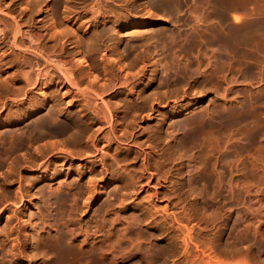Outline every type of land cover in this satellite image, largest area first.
I'll return each instance as SVG.
<instances>
[{
	"label": "rangeland",
	"instance_id": "obj_1",
	"mask_svg": "<svg viewBox=\"0 0 264 264\" xmlns=\"http://www.w3.org/2000/svg\"><path fill=\"white\" fill-rule=\"evenodd\" d=\"M95 1L0 0V29L8 23L11 31L17 25L25 31L21 11L38 20L54 2L70 16L64 25L77 28L74 18L91 16ZM136 4L134 10L106 7L111 20L101 23L115 37L105 51L110 60L125 53L121 62L125 68L134 63L129 71L136 72L150 49L158 62L122 95L109 89L103 97L139 102L141 88L155 98L152 115L142 111L138 127L130 126L133 140L110 148L100 140L98 148L104 147L90 150L97 157L85 156L86 148L66 159L37 155L34 145L49 138L33 143L28 126L52 108L51 95L64 107L51 126L61 130L71 120L68 112H79L78 102L66 106L71 95L63 97L61 86L2 88L0 264H264V0ZM118 16L127 20L113 21ZM9 50L0 47V55ZM17 51L0 58V79L17 68ZM94 64L103 82L101 64ZM117 122L113 114L105 125ZM157 127V140H147L149 128ZM67 134L51 139L61 142ZM91 185L96 199L87 191ZM100 202L109 207L104 230L91 227L94 234L86 236L78 223L85 224Z\"/></svg>",
	"mask_w": 264,
	"mask_h": 264
},
{
	"label": "bare ground",
	"instance_id": "obj_2",
	"mask_svg": "<svg viewBox=\"0 0 264 264\" xmlns=\"http://www.w3.org/2000/svg\"><path fill=\"white\" fill-rule=\"evenodd\" d=\"M94 4L96 7L92 10L91 16L86 20L80 21V17L78 16L74 18L72 23H78L77 28L64 25L65 22L69 20L70 16L67 14L61 15L59 13L58 3L54 2L52 8L49 9L50 12L46 13V15L38 20H34L30 11H21L25 17L24 23L29 29L24 31L21 26L17 25L16 28L11 31L8 27V23L3 24L4 27L0 29V47L7 46L10 48L8 52L2 51L0 58L3 59L7 55L13 54L16 50L22 55L19 59H12L14 64L17 65V68L14 71H11L9 75L0 79V94L2 88L10 89L12 92L20 90L27 92L30 88L26 87L31 85V83L36 85L41 83L43 87H49L52 85L66 87L62 92V96L68 97L71 95L70 100H67L66 106H72L76 101L78 102L77 105H79V112H77V115H72L71 111L68 112V114H71V120L67 123H62V126L64 127L63 130L58 129L57 127H51L54 124H59L58 117L64 112V107L61 106V99L53 94L51 95V98L54 101L52 108L50 107L47 109L46 113L40 115L35 122L28 126L32 127L30 129V135L34 137L33 140L35 141H32L33 143L36 144L38 140L47 137L49 138L44 142H38L34 145L33 152L37 155L41 156L45 154L51 157L56 153V157H65L66 159L73 157L74 154L79 155L82 152L83 154L86 153V148L89 152H87L85 156L88 155V153H91L92 156L97 157L94 153V155L92 154L93 150H90L92 148L94 150L102 149L104 145L103 147L99 146L98 148V142L100 140L106 142V148H110L113 143H118L121 139L127 140L131 138V140H133L135 132H130L129 129L131 128L134 130L135 127H130L132 124L134 126L139 125L138 118L140 112H146L148 109L150 112L147 111L148 113L144 114V116H147L148 118L153 113L156 100L152 97V94L143 96L141 88H139L138 92V95L142 96L139 102L120 98L121 102L118 103L103 98L104 94L110 95L106 92L109 89H112L113 91L111 96L122 95L128 85L138 77L137 75L140 71H142V76L146 74V71H156L155 67L158 62L153 60L154 55L148 48V51H146L147 54H142L144 64L140 69L137 71L135 70L136 72L129 71L130 67L132 69L135 65L134 63L130 62V65L125 68L126 65L121 62L123 57H121V55L126 57L125 53L122 54L121 52L117 55V58H111V60L105 53L109 46L108 42L115 38L109 33V29L106 26H101L102 22L111 20L110 15L106 14L105 8L124 7L129 10H134L137 6L136 0H96ZM40 10L42 9H38V11ZM47 10L48 9H46V11ZM99 15L102 16V19H97ZM117 20L124 22L127 18H121L120 16L113 18V21ZM80 24H85L82 31H78ZM91 26L93 28L90 31ZM88 31H90V35L86 40L84 39V32ZM74 47H77L78 50L74 51ZM101 51L104 52L101 53ZM145 60H150V62H146ZM95 61H98L99 64H101V68H99L103 72L102 75L106 76L103 82L100 81V78L102 77H100L99 74H94V71H92L95 67L97 70L98 63L97 65H90V63L92 64V62ZM151 66H154V68H150ZM24 67H26L27 70H24ZM130 92L133 93V90L131 89ZM43 97L45 98L44 95ZM98 99H101L103 103H100ZM82 110H84V112H82ZM108 110L111 111L109 112ZM108 112L109 114H112L109 116ZM113 114L118 122L107 128L105 123L111 120ZM122 125H124L123 132L117 133L118 126ZM158 130V127L155 130L149 128L147 140H157L159 137ZM64 133L68 134L61 142H57L55 139L53 140V138L51 139L53 136H60ZM32 142L30 143L31 145H29L30 147L33 146ZM70 145L72 147H70ZM95 160L93 159L90 161L93 163ZM94 165H96V163H94ZM141 174H143V172L140 173V176ZM92 182L95 183V181ZM116 187L118 188L119 185ZM116 187L115 190L117 189ZM91 190L92 185L87 191L90 193ZM97 195L96 192L94 194L91 193L90 198L92 197L93 199H96ZM82 204L84 205L85 203ZM108 211L109 207H105V202L98 203L95 206L94 211H92V217L96 216L94 221L92 217H90L85 224L78 223L79 228L86 234V236L93 235L95 231L104 230L106 225L105 215ZM13 214L10 215L13 216ZM11 218L10 220H13ZM68 222L73 225L76 224L75 221L71 219H68ZM93 223L95 224L93 225ZM83 225L85 228H83ZM91 227H94V232L92 233L89 232ZM72 229L76 228L74 227ZM57 242H59V240L56 241V243ZM61 242L62 240L60 241V244Z\"/></svg>",
	"mask_w": 264,
	"mask_h": 264
}]
</instances>
